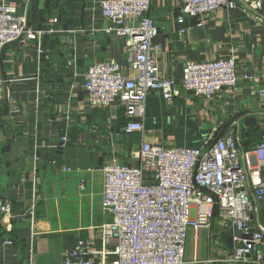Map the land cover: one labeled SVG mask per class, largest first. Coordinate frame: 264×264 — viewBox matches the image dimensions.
Wrapping results in <instances>:
<instances>
[{"label":"crops","instance_id":"1","mask_svg":"<svg viewBox=\"0 0 264 264\" xmlns=\"http://www.w3.org/2000/svg\"><path fill=\"white\" fill-rule=\"evenodd\" d=\"M6 1L24 8L21 0ZM99 1L29 0L30 27L54 31L39 40L20 37L2 49L0 202L9 201L11 213L0 214V264H62L78 239L99 248V229L112 220L102 207L103 167L135 165L134 151L142 140L198 148L229 129L244 144L264 134V101L257 96L264 88V3L254 11L236 0L235 9L205 15L196 26L188 17L177 22L174 0H151L148 14L159 29L153 49L160 75L180 87L186 60L233 56L239 75L252 77L211 98L180 87L166 101L160 91H152L145 99L143 132L126 134L127 119L118 103L92 107L85 99L83 76L91 64L114 59L126 70L131 59L124 38L101 30L107 21ZM53 17L56 23L49 24ZM183 28L190 29L189 36ZM33 203L31 227L21 215ZM112 246L110 240L107 247Z\"/></svg>","mask_w":264,"mask_h":264},{"label":"built area","instance_id":"2","mask_svg":"<svg viewBox=\"0 0 264 264\" xmlns=\"http://www.w3.org/2000/svg\"><path fill=\"white\" fill-rule=\"evenodd\" d=\"M21 1L22 10L0 1V55L6 44L20 37L39 40L44 33L54 31L31 28L29 0ZM174 1L177 22L188 17L196 21V26L203 24L205 15L233 10L238 5L236 0ZM244 1L256 11L264 3ZM150 2L99 1V13L107 21L101 30L124 38L131 59L126 70L114 59L95 62L83 76L86 102L92 107L118 103L127 119L123 127L126 134L143 132L145 99L152 91H160L166 101H171L180 87L211 98L222 89L235 88L239 79L252 77L239 75L233 56L186 60L180 87L175 79L160 75L153 49L159 29L148 14ZM126 19L132 23L126 24ZM56 21L54 17L48 20L49 24ZM181 33L189 36L190 29L183 28ZM260 79H264V73ZM2 86L0 73V95ZM257 96L264 101V88L257 90ZM61 140L65 141L64 137ZM240 143L235 129L198 148L165 147L142 140L134 151L135 165H105L102 207L111 213L112 220L99 229L101 246L78 239L64 253L62 264H264V134L248 149H242ZM10 213L11 203L5 199L0 202V214ZM34 214L33 203L21 219L27 218L33 227ZM215 218L231 231V253L185 259L189 229L197 232L209 228ZM110 240L113 246L108 248Z\"/></svg>","mask_w":264,"mask_h":264},{"label":"rangeland","instance_id":"3","mask_svg":"<svg viewBox=\"0 0 264 264\" xmlns=\"http://www.w3.org/2000/svg\"><path fill=\"white\" fill-rule=\"evenodd\" d=\"M199 231L200 234L198 233L197 236V232ZM197 232L192 229L188 231L185 259L191 258L195 253V256L199 259H207L210 255L221 257L227 253H231V231L229 228H226V226L221 225L217 218L213 220L209 228H199ZM195 242H197V244ZM208 250H210V253H208ZM199 252L200 256H198ZM202 253L203 256L201 255ZM208 254L209 256H206Z\"/></svg>","mask_w":264,"mask_h":264},{"label":"trees","instance_id":"4","mask_svg":"<svg viewBox=\"0 0 264 264\" xmlns=\"http://www.w3.org/2000/svg\"><path fill=\"white\" fill-rule=\"evenodd\" d=\"M256 142H249V143H247V144H244V143H242V140H241V143L240 144H242L241 145V147H242V149H248V148H250L253 144H255ZM214 264H221V263H214Z\"/></svg>","mask_w":264,"mask_h":264},{"label":"water","instance_id":"5","mask_svg":"<svg viewBox=\"0 0 264 264\" xmlns=\"http://www.w3.org/2000/svg\"><path fill=\"white\" fill-rule=\"evenodd\" d=\"M243 6H245V7H247L248 9H250V10H254L253 8H251L244 0H238ZM254 11H256V10H254ZM250 230H252V229H250ZM262 250H264V247L263 248H261Z\"/></svg>","mask_w":264,"mask_h":264}]
</instances>
